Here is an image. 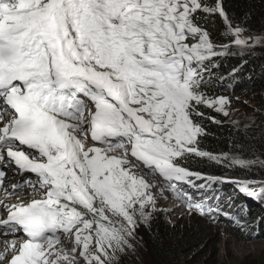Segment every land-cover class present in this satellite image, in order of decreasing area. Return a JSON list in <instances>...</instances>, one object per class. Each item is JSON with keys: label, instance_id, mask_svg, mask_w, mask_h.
I'll return each mask as SVG.
<instances>
[{"label": "snow or ice", "instance_id": "1", "mask_svg": "<svg viewBox=\"0 0 264 264\" xmlns=\"http://www.w3.org/2000/svg\"><path fill=\"white\" fill-rule=\"evenodd\" d=\"M216 16L222 46L202 23ZM256 44L223 0H0V188L22 177L0 199V264H115L156 203L140 172L239 223L179 186L220 182L182 166L217 159L200 149L199 109L229 115L204 91L208 62ZM25 186L38 195L9 202ZM237 191L259 201L264 180Z\"/></svg>", "mask_w": 264, "mask_h": 264}, {"label": "trees", "instance_id": "2", "mask_svg": "<svg viewBox=\"0 0 264 264\" xmlns=\"http://www.w3.org/2000/svg\"><path fill=\"white\" fill-rule=\"evenodd\" d=\"M223 7L232 23L239 24L248 32L264 33V0H223ZM202 23L212 42L229 43L224 36L225 27L220 17L202 20ZM214 65L221 75L213 77L207 70L208 83L204 91L209 97L222 93L226 83H232L236 92L264 91V44H256L241 55L236 52L225 55L215 61ZM224 76H228V79H223ZM199 111L203 112L204 116L197 118V122L206 133L200 138V149L217 159L190 156L182 166L194 173L213 174L224 179L232 177L237 183L254 181L256 178L264 180V122L235 126L212 109L201 107ZM230 157L234 159H229ZM237 161H244L251 166L241 168L235 163ZM254 162L256 164H252ZM234 185L237 186L232 183L230 187L225 188L228 194H231ZM243 200V195H240L238 201ZM248 205L249 226L264 238V198L254 200ZM210 234L204 221L194 225L184 224L181 227L179 224L166 223L162 214L158 213L156 224L142 226L141 244L143 252L152 264H183L181 257L193 251L199 243L208 241ZM242 264H264V261L254 260Z\"/></svg>", "mask_w": 264, "mask_h": 264}, {"label": "rangeland", "instance_id": "3", "mask_svg": "<svg viewBox=\"0 0 264 264\" xmlns=\"http://www.w3.org/2000/svg\"><path fill=\"white\" fill-rule=\"evenodd\" d=\"M213 3L215 0H212ZM236 26V23H232ZM247 34L252 37H264V33H256L247 31ZM195 41H189L194 43ZM217 46H222L227 43H214ZM249 49V48H248ZM248 49H241L235 46H231L227 50V55H232L234 52L238 54L245 53ZM221 57L215 58L208 62V72L213 77H219L220 71L214 65L215 61H219ZM225 77V76H224ZM223 79H228L226 76ZM222 80V79H221ZM227 81V80H226ZM233 86V87H232ZM236 88L232 83H226L222 93L215 96L217 98L224 97L230 100V105L226 108L229 112L225 117L227 122L233 123L235 126H250L264 122V91L252 93L249 90H241L236 92ZM227 157V155L225 156ZM229 159H234L230 157ZM252 164H256L255 162ZM204 176L206 180L197 181V184H207V179H215L220 181L216 184L208 185V188L201 190L199 193L193 192L191 188L180 185L179 188L183 191L192 192L197 196L195 204L202 205L204 209H207L209 204L213 208L223 209L226 215L234 216L236 221H230L225 216L209 214L206 211L197 209L192 202L186 199H178L170 190L165 193H169L168 202L166 206L159 207L153 206L151 215L146 221H141L134 232V235L129 238L128 246L124 251L117 254L115 264H152L147 255L143 252L141 244V229L143 225L156 224L158 220V213L162 214L163 220L169 224L182 225H194L199 224L202 221L210 231L209 240L199 243L198 246L190 251L189 254H184L181 257L183 264H242L244 262L264 261V238L258 232H254L249 223V205L253 199L244 197L243 202H239L240 193L235 189L238 188L237 180L232 177H219L217 175H207L198 172ZM151 180V176H148ZM158 188L167 187L165 183L156 177L153 181H158ZM256 178L254 181H259ZM151 180V181H152ZM262 180V179H260ZM234 185V189L231 194L226 192V187ZM163 185V186H162ZM167 193V194H168ZM173 202V204H169ZM227 206V207H226ZM142 250V251H141Z\"/></svg>", "mask_w": 264, "mask_h": 264}, {"label": "bare ground", "instance_id": "4", "mask_svg": "<svg viewBox=\"0 0 264 264\" xmlns=\"http://www.w3.org/2000/svg\"><path fill=\"white\" fill-rule=\"evenodd\" d=\"M138 174H140V175H144V178L148 181V183L149 184H154V185H156V187L155 188H153L152 189V192H151V194L155 197V200H156V203H155V206L157 205V206H159V207H163V206H166L167 204V202H168V196H169V193L167 194V193H165L166 191H169V190H167V187H165V186H163V188L165 189V190H163V189H161V188H158V184H161L160 182H159V180L158 181H153L152 179V181L148 178V176L149 175H147V174H145L144 172H140V173H138ZM161 180V179H160ZM15 181V180H14ZM175 195V194H174ZM169 204H173V202H170ZM69 253H71V252H69ZM117 261V260H116Z\"/></svg>", "mask_w": 264, "mask_h": 264}]
</instances>
